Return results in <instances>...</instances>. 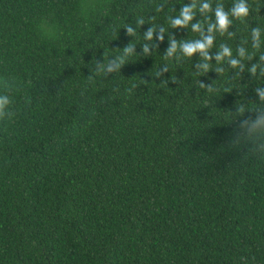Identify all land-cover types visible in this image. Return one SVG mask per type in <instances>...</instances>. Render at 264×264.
<instances>
[{
	"label": "trees",
	"instance_id": "16d2710c",
	"mask_svg": "<svg viewBox=\"0 0 264 264\" xmlns=\"http://www.w3.org/2000/svg\"><path fill=\"white\" fill-rule=\"evenodd\" d=\"M188 2L0 0V81L18 85L0 117V264H264V152L228 143L236 108L264 109V0L216 33L210 54H250L219 74L164 56L199 38L170 28ZM152 26L167 34L145 56ZM129 44L119 73H92Z\"/></svg>",
	"mask_w": 264,
	"mask_h": 264
},
{
	"label": "clouds",
	"instance_id": "9594fccd",
	"mask_svg": "<svg viewBox=\"0 0 264 264\" xmlns=\"http://www.w3.org/2000/svg\"><path fill=\"white\" fill-rule=\"evenodd\" d=\"M176 13V15L168 17L170 28L187 29L190 26L192 32L199 33V38L182 42H178L172 37L171 39L169 38V46L165 51V57L182 56L192 58L198 53L202 57V62L198 65L197 71L205 74L213 70L218 74L223 72L222 62H227L233 69H239L240 71L244 69L245 65L242 64V60L245 57H250L244 45L237 48L235 56L232 48L227 44H221L219 50L214 54H210V49L214 47L216 33L221 35L227 33L229 37L233 36V33L229 31L233 20L243 19L250 15L247 0H233L231 8L228 10H225L223 4L220 3L213 8L211 0H189L188 3H182ZM208 13H211V15H206ZM198 14L208 22L203 24L201 21H196L195 18ZM137 24L143 25L144 21L142 19L137 20ZM124 29H126V33L129 36L135 34V29L130 24H126ZM166 34L163 27L159 30L154 26L149 27L144 33L146 43L142 46L143 55L149 56L152 54L153 47L147 42L153 40L163 42ZM262 41H264V32L258 25L251 30L252 47L259 49ZM121 53L122 55L109 56L107 63H105L104 57L102 61L95 60L92 73H103L105 77L109 74L119 73L125 64V55L135 53V48L129 44L123 48ZM259 58L264 61V55ZM213 59L220 67L212 68L211 61ZM250 71L255 73L257 66H252ZM166 72H168V67L164 65L160 69L159 76ZM201 84L211 90L212 85H206L203 82ZM17 87V82L14 79L0 81V88L3 89V91H0V117H11L14 114L11 111L13 101L9 92ZM255 96L258 102H264V86L256 87ZM240 112V108H236L234 111L236 119L229 129L228 143L239 148L255 147L257 151L264 152V109L244 111L243 115H240Z\"/></svg>",
	"mask_w": 264,
	"mask_h": 264
}]
</instances>
